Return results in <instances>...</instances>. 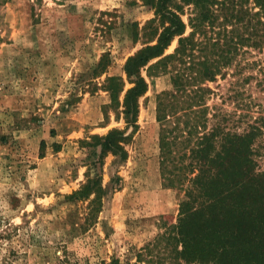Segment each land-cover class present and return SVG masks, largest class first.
Returning a JSON list of instances; mask_svg holds the SVG:
<instances>
[{"label":"rangeland","instance_id":"obj_1","mask_svg":"<svg viewBox=\"0 0 264 264\" xmlns=\"http://www.w3.org/2000/svg\"><path fill=\"white\" fill-rule=\"evenodd\" d=\"M153 17L142 0L0 2V264H174L138 256L166 220L176 222L183 196L162 171L156 107L157 94L171 87L169 75L156 77L141 99L128 159L104 160L109 193L97 222L83 229L88 203L67 198L85 182L88 150L80 140L125 128L113 111L109 118L103 113L110 101L105 80L126 78L125 62L149 41L144 28ZM248 51L241 59L252 68L232 76L233 66L209 83L211 112L242 116L239 131L264 116V89L256 79L242 81L248 74L264 78V51ZM107 53L109 67L93 75ZM256 148L264 171V133Z\"/></svg>","mask_w":264,"mask_h":264},{"label":"trees","instance_id":"obj_2","mask_svg":"<svg viewBox=\"0 0 264 264\" xmlns=\"http://www.w3.org/2000/svg\"><path fill=\"white\" fill-rule=\"evenodd\" d=\"M142 2L154 10L144 28L150 39L126 60V78L108 76L104 84L110 101L103 113L109 118L113 111L125 128L80 140L88 150L85 182L67 198L88 203L83 229L97 222L109 193L103 184L104 160L109 154L121 162L128 159L126 145L140 127L141 99L156 77L169 75L171 87L157 94L156 107L162 125V171L166 183L183 196L176 222L166 220L165 231L138 256L146 252L151 261L174 264H264V171L258 170L256 148L264 116L239 131L236 124L242 116L212 113L216 106L208 102L215 93L210 82L226 78L233 66L232 76L242 75L253 65L243 63L241 55L264 51V0ZM187 7L188 22L183 18ZM175 40L176 47L167 52ZM110 62L104 54L93 75L103 74ZM253 79L264 89V78L253 74L242 81ZM234 93L243 97L242 91ZM120 180L112 183L117 186Z\"/></svg>","mask_w":264,"mask_h":264}]
</instances>
